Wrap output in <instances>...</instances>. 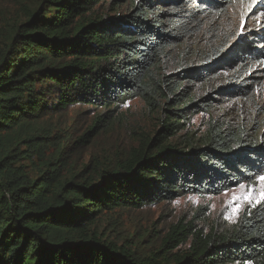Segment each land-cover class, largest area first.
I'll return each instance as SVG.
<instances>
[{"label":"trees","instance_id":"1","mask_svg":"<svg viewBox=\"0 0 264 264\" xmlns=\"http://www.w3.org/2000/svg\"><path fill=\"white\" fill-rule=\"evenodd\" d=\"M20 4L0 46V264H264L263 204L232 230L178 220L152 255L98 229L102 218L264 175V42L219 31L233 0ZM183 47L186 64L165 71ZM218 97L239 111L210 116L197 137L193 116ZM135 98L157 116L153 133L121 156L80 164L75 157ZM74 105L103 112L65 140L40 124Z\"/></svg>","mask_w":264,"mask_h":264},{"label":"rangeland","instance_id":"2","mask_svg":"<svg viewBox=\"0 0 264 264\" xmlns=\"http://www.w3.org/2000/svg\"><path fill=\"white\" fill-rule=\"evenodd\" d=\"M20 1L0 0V46L6 39L4 33H7L11 23L25 12L22 10ZM34 1L27 0V3ZM263 6L264 0H233L232 6L223 17L219 31L229 38L236 36L237 40L246 38L245 36L254 32L256 35L253 37L258 42H264L262 38L264 36ZM185 53L184 47L182 50L176 51L165 63V71L173 72L184 66L186 64ZM262 65L264 67V64ZM260 87L259 97H256V100L262 104L264 103V82ZM218 98L221 100L215 104L212 111L193 116L190 129L196 133L197 137L204 133L210 116L218 117L224 114L228 119L239 111L237 101L233 103L223 97ZM246 105V114L251 115L252 104L248 99ZM102 112L101 109L93 110L85 105H74L66 111L49 115L40 124L50 125L51 123L53 133H62L63 135L60 136L65 140L70 137V134H81L92 123L96 115ZM157 119V116L150 112L141 100L135 98L123 107L118 120L111 125L102 127L95 141L85 147L75 159H78V162L82 164L92 158L108 160L115 155L121 156L130 146L138 143L141 135L153 133L158 126ZM243 185L248 186V189H254L248 192L252 197V203H249L246 198H242L245 197L246 190L241 189L239 185L218 195H185L169 203L162 202L140 210L121 212L113 215L112 219L102 218L98 223V229L105 232V235L112 240L130 244L132 248L152 255L155 250L160 248L169 227L178 220L195 222L205 231L211 229L232 230L243 213L249 212L259 204L264 205V202L256 203L260 191L258 181ZM237 197L241 198L236 199ZM236 207L239 208V212L233 214V209ZM188 247L189 242L174 251L179 250L180 253H183Z\"/></svg>","mask_w":264,"mask_h":264},{"label":"snow or ice","instance_id":"3","mask_svg":"<svg viewBox=\"0 0 264 264\" xmlns=\"http://www.w3.org/2000/svg\"><path fill=\"white\" fill-rule=\"evenodd\" d=\"M257 181L260 185V191H259L256 203H260V202H264V176L257 177ZM239 187L241 189L246 190V195H245V197H242V198H246L249 203H252V197H251V195L248 194V192L253 191L254 189H248V186L243 185V184H241ZM240 198L241 197H237L236 199H240ZM238 212H239L238 207L233 209V214H238Z\"/></svg>","mask_w":264,"mask_h":264}]
</instances>
